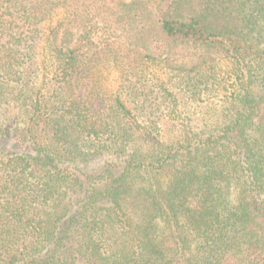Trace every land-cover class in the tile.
<instances>
[{
  "label": "trees",
  "instance_id": "16d2710c",
  "mask_svg": "<svg viewBox=\"0 0 264 264\" xmlns=\"http://www.w3.org/2000/svg\"><path fill=\"white\" fill-rule=\"evenodd\" d=\"M161 1L0 0V264H264V0Z\"/></svg>",
  "mask_w": 264,
  "mask_h": 264
},
{
  "label": "rangeland",
  "instance_id": "374dc122",
  "mask_svg": "<svg viewBox=\"0 0 264 264\" xmlns=\"http://www.w3.org/2000/svg\"><path fill=\"white\" fill-rule=\"evenodd\" d=\"M161 1V0H160ZM167 5V1H161V6L162 8H165ZM101 37L96 36L95 41L98 42V40ZM73 44V43H72ZM73 46V45H72ZM215 56V55H214ZM218 61H219V66L223 69H228L229 68V63L226 58H223V56L218 55L215 56ZM102 82L103 85L108 89V90H115L118 87V78H117V72L115 70H102ZM78 93L83 96V89L80 88L78 90Z\"/></svg>",
  "mask_w": 264,
  "mask_h": 264
}]
</instances>
